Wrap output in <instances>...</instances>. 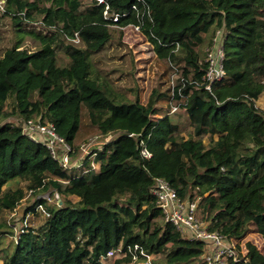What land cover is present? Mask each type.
Segmentation results:
<instances>
[{
	"label": "trees",
	"instance_id": "obj_1",
	"mask_svg": "<svg viewBox=\"0 0 264 264\" xmlns=\"http://www.w3.org/2000/svg\"><path fill=\"white\" fill-rule=\"evenodd\" d=\"M106 6L118 21L104 17ZM7 17L37 47L14 42L0 58V214L16 211L30 193L35 201L26 216L42 222L1 249L0 264H101L112 250L127 257L135 246L152 264H205V244L165 220L151 194L156 178L182 200L198 199L210 231L264 239V110L256 105L264 94V0H7L0 20ZM131 25L161 61L180 68L175 100H186L180 110L191 136L169 116L171 87L154 89L142 104L94 68L92 57L122 40L112 26ZM221 28L227 78L210 93L202 84L204 49ZM162 104L167 114L159 116ZM31 119L54 125L73 159L80 141L97 134L103 143L94 150L96 168L89 157L80 168L61 167L22 132ZM15 182L26 189L12 188ZM51 193L61 197L60 207L44 199ZM12 234L0 220V237ZM246 246V262L228 264H264L256 246Z\"/></svg>",
	"mask_w": 264,
	"mask_h": 264
},
{
	"label": "rangeland",
	"instance_id": "obj_2",
	"mask_svg": "<svg viewBox=\"0 0 264 264\" xmlns=\"http://www.w3.org/2000/svg\"><path fill=\"white\" fill-rule=\"evenodd\" d=\"M112 29L121 31L123 37L121 42L117 40L112 41L101 53L92 57L94 68L102 74V76H108L110 83L113 87L126 94L130 98L138 97L142 104H146L154 89H168L171 87V82L177 85L179 80L182 79V73L178 66H171L168 62L161 61L155 54L153 45L143 35V33L134 30L133 26L125 28L113 27ZM22 41L24 48L34 51L36 44L31 39L24 41L23 33L15 32L12 27V21L10 18H3L0 20V58L4 55V52L11 47L14 42ZM204 54L206 57V50ZM257 107L258 104L256 102ZM260 107L264 108L261 102ZM163 112H160L159 116L167 114V105L162 104L161 108ZM264 110V109H263ZM173 123L177 124L182 131V135L189 137L192 135L190 129V120L184 110H178L176 113H169ZM13 121V120H12ZM206 144L209 143L208 138H204ZM103 141L99 139L97 134L85 137L79 144L91 145V149L102 147ZM90 150L88 154H90ZM82 154V151H81ZM88 154L86 156H88ZM12 188L26 189L25 183H12ZM46 196L51 199L49 205L56 207V202L60 201L61 197L56 193ZM74 199V198H73ZM35 199L27 193L25 200L19 205L16 211L12 213L0 214V220L6 221L12 226L13 234L0 237V250L10 246L13 241H16L22 229L25 226L37 229L42 222V217L39 216H26V210L29 208ZM201 219L200 215H198ZM202 220V219H201ZM241 245V249L247 242L253 243L257 250L264 255V239L257 233L250 232L242 240H237ZM117 259H121L118 263ZM129 257L116 255L109 259L107 264H146L140 261H131ZM0 263H2L0 261Z\"/></svg>",
	"mask_w": 264,
	"mask_h": 264
},
{
	"label": "built area",
	"instance_id": "obj_3",
	"mask_svg": "<svg viewBox=\"0 0 264 264\" xmlns=\"http://www.w3.org/2000/svg\"><path fill=\"white\" fill-rule=\"evenodd\" d=\"M98 5L105 4L106 0H95ZM7 0H0V15H4L6 11ZM136 9V7H134ZM119 15L116 13L109 12V6L105 7L104 17L106 19L112 18L113 21H118ZM134 30L140 32V27L134 26ZM117 27V26H112ZM225 28H221L216 31L212 44L206 50L205 62L207 64L206 72L202 77V84L208 92H212V85L214 83H219L227 78V74L224 67L225 60V50L224 42L226 40ZM75 43H80L78 35L72 39ZM182 80V79H180ZM179 80V81H180ZM176 86L173 81L171 82L172 89V100H171V110L169 113L174 114L180 110V105L185 103V99L178 104L175 100ZM181 96V95H180ZM22 132L26 137H28L34 143L40 144L45 147L50 153L51 157L63 168L74 169L83 166V163L87 157L90 158L92 168H96L94 160L96 158L95 149H91V145L83 144L81 145L82 154L73 159L74 150L65 141L64 138L60 137L54 127L50 123H42L40 119L38 120H28L23 121L21 124ZM101 150L100 148H96ZM90 150V154H88ZM88 154V156L86 155ZM142 155L150 159L152 155L143 145ZM151 194L156 198L158 207L162 210L165 220L172 223L176 228L192 240L201 241L205 244V252L203 255V260L205 264H228L229 260L233 261H243L246 262V257L248 254L246 243L241 249V245L235 239H228L227 237L221 235L218 232H213L209 230L208 223H204L199 218L198 213V202L196 199L194 201L182 200L177 192L171 187V185L162 178H156L151 190ZM49 194L44 195V199L49 202ZM60 202H56V207H60ZM37 211L41 212L45 216H49L45 207L39 205ZM251 243V242H250ZM253 244V243H251ZM254 245V244H253ZM255 246V245H254ZM122 250H112L106 256H102L99 260L101 264H107L112 257L121 254ZM128 257L130 262L139 261L140 257L144 258L146 264H152L153 257L146 254L144 251L140 250L138 246L133 249L128 248ZM140 256V257H139ZM129 262V263H130Z\"/></svg>",
	"mask_w": 264,
	"mask_h": 264
},
{
	"label": "crops",
	"instance_id": "obj_4",
	"mask_svg": "<svg viewBox=\"0 0 264 264\" xmlns=\"http://www.w3.org/2000/svg\"><path fill=\"white\" fill-rule=\"evenodd\" d=\"M263 99H264V94L259 98V100L257 101V104H258V106H259V108H261L262 110L264 109V108H262V107H260V103L262 102L263 103Z\"/></svg>",
	"mask_w": 264,
	"mask_h": 264
}]
</instances>
